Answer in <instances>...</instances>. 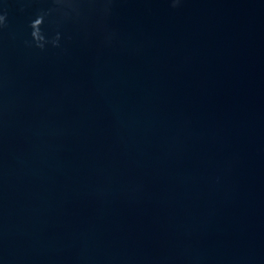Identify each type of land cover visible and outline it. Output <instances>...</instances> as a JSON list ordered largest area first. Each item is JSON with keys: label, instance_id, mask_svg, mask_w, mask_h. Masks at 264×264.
Masks as SVG:
<instances>
[{"label": "water", "instance_id": "water-1", "mask_svg": "<svg viewBox=\"0 0 264 264\" xmlns=\"http://www.w3.org/2000/svg\"><path fill=\"white\" fill-rule=\"evenodd\" d=\"M0 15V264H264V0Z\"/></svg>", "mask_w": 264, "mask_h": 264}, {"label": "clouds", "instance_id": "clouds-1", "mask_svg": "<svg viewBox=\"0 0 264 264\" xmlns=\"http://www.w3.org/2000/svg\"><path fill=\"white\" fill-rule=\"evenodd\" d=\"M183 0H170V5L173 8L179 7L182 4ZM5 17L0 15V24H3ZM58 46V43H57Z\"/></svg>", "mask_w": 264, "mask_h": 264}]
</instances>
